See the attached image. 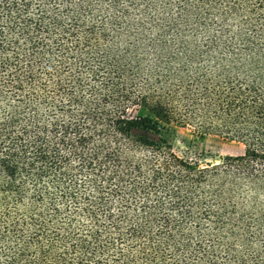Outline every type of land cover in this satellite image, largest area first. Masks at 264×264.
I'll return each instance as SVG.
<instances>
[{
	"label": "trees",
	"instance_id": "1",
	"mask_svg": "<svg viewBox=\"0 0 264 264\" xmlns=\"http://www.w3.org/2000/svg\"><path fill=\"white\" fill-rule=\"evenodd\" d=\"M0 264H264V0H0Z\"/></svg>",
	"mask_w": 264,
	"mask_h": 264
},
{
	"label": "rangeland",
	"instance_id": "2",
	"mask_svg": "<svg viewBox=\"0 0 264 264\" xmlns=\"http://www.w3.org/2000/svg\"><path fill=\"white\" fill-rule=\"evenodd\" d=\"M171 145L177 156L196 160L201 166L218 164L225 157L243 152V146L237 142L211 135L199 137L189 127L176 129Z\"/></svg>",
	"mask_w": 264,
	"mask_h": 264
}]
</instances>
